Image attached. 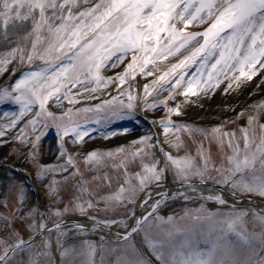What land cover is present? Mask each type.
I'll return each instance as SVG.
<instances>
[{"label": "snow or ice", "instance_id": "6c2138e0", "mask_svg": "<svg viewBox=\"0 0 264 264\" xmlns=\"http://www.w3.org/2000/svg\"><path fill=\"white\" fill-rule=\"evenodd\" d=\"M0 37L7 47L0 56L4 73L27 66L0 88V104L18 109L3 114L0 147L14 146V154L32 160L42 183L60 177L48 192L62 205L41 212L25 187L14 184L13 211L0 223V264H264V213L205 207L228 205L225 191L234 200L238 193L264 197V104L252 106L239 134L228 125L244 113L211 128L172 119L189 97L264 76V0H0ZM177 55L182 58L156 75L158 61ZM120 65L115 78L103 74ZM137 71L155 76L142 96L129 83ZM181 96L175 108L168 105ZM88 100L96 103L77 107ZM50 102L64 111H49ZM137 110L165 111L151 122L163 141L150 132L114 151L88 149L82 169L66 145L78 147L91 126L133 119ZM49 126L57 133L58 162L41 165L36 157ZM186 140L197 145L195 154ZM109 166L112 174L92 175L106 185L94 190L85 173ZM209 182L218 191L205 195ZM62 186L72 190L66 203L59 199ZM177 201L184 202L181 214H162ZM190 202L199 206L189 208ZM2 206L10 207L7 199ZM65 217L81 219L69 224ZM89 235L99 243L81 239Z\"/></svg>", "mask_w": 264, "mask_h": 264}, {"label": "rangeland", "instance_id": "374dc122", "mask_svg": "<svg viewBox=\"0 0 264 264\" xmlns=\"http://www.w3.org/2000/svg\"><path fill=\"white\" fill-rule=\"evenodd\" d=\"M5 51H7V47H6V44L3 40V45L0 48V56H2ZM187 54H188L187 52L183 53V55H187ZM181 58H182V55H177V57L170 58L167 61H163V60L158 61L157 63L159 65V71L156 72V75H160L163 72L167 71L169 68H167L166 66L169 65L171 63V61H173V63H176ZM10 67H12V66H10ZM14 67H15L14 72L9 71L7 73H4L3 68L0 67V79H2L3 82H5L6 80H9V79H12L15 83V80H16L15 78L18 75L20 76L22 71L27 70L26 65H20L19 63L14 65ZM149 67H151V66H149ZM120 69H121V65L116 67V68H109L103 74L107 77L115 78L117 73H121ZM19 76L17 79H19ZM137 76L143 77L144 84L145 83L151 84L152 80L155 79V76L148 77V76L142 75L141 73H139V71H137V73H136V77ZM3 82H1V85L3 84ZM129 83L132 85L134 90L139 85L140 86V87H138L139 93L141 96L143 95V86H144L143 83L137 84L136 80H133L131 78H129ZM4 86L5 85L3 84V87ZM219 86H222V87L224 86V88H225V87H227V82L221 83ZM125 88H127V85H125ZM228 91H231V89H229ZM228 91L226 93L227 95L225 94L226 96L229 95ZM215 92L218 93L217 88L215 89V91H212L209 94H207V100L209 101L208 104L206 105L205 101L202 100L203 101L202 106H201L202 108H198L195 110H193L194 109L193 107L192 108L190 106L187 107V105H186L190 101V99L192 101L195 100V97H189V101H185L183 104H181L182 115L179 117L174 116V117H172V119L176 123L188 124L192 127H195L198 125V126H201L202 128H211L213 126L218 125L222 119L220 121H216L217 119H214L211 122L209 121L210 119H208L207 121L205 119H203V121L201 122L200 118H198L200 116L199 112L200 111H211V110H213L218 115L220 114L223 117V116H226L227 114L229 115L230 112H232L236 108L235 106H241V104L240 103H234L231 100V97L230 98L228 97L226 99V101H222V99L219 98L218 102H215V100L213 99V95H215ZM112 95H117V92L114 90L112 92ZM167 95H168L167 91H164V92L160 93L156 97V99L158 101L165 100ZM204 95L206 96V94H201L197 98L201 99ZM125 99H126V97H125ZM184 99L185 98L182 96L178 97L175 102L168 101V105L170 107L175 108L176 103H179L180 101H184ZM94 103H96V101L88 100V101L82 103L81 105H77V107L87 106V105H91ZM63 104L65 105V107H71L70 105L67 104L66 100L63 101ZM221 104H223V105L220 106ZM228 104H230V105L228 106ZM52 105H53L52 112L54 114L60 115L64 111V109L57 108L54 106V104H52ZM244 105L245 106H242V111H240V113H244L245 121L243 123H247V114L249 111H252L253 109L250 105H246V104H244ZM227 106L230 107L229 110H228ZM48 107H50V106L48 105ZM0 108H1V111L5 110L9 113H13V112L18 110L17 107L11 103L0 104ZM5 111L2 112V116L0 115V121L3 123L5 122V119H6L3 114L7 113ZM138 111L140 113H142L143 115H148L150 118L157 120V121L165 115L164 110L155 111V112H153V111L145 112V111H141V110H138ZM240 118H242V116ZM204 122H206L208 124L209 123H212V124H210V126H205ZM261 122L264 123V121H261ZM3 123H0V124H3ZM48 123H49V125H51V121H49ZM131 124H135V125H137V127H139V125L136 124V122H135V118L130 119V120L129 119L118 120V121L111 123L110 125L105 126L102 129L99 128L98 126H91L94 129V131H92L90 138H86V143L81 144L77 147V146H74L73 144H71V142H69L66 145V148L76 157L77 161L79 162L80 167L82 169H84L85 166L83 164L82 158L84 155H86V150L94 149L97 151H108V150L114 151L116 148L121 147V146H130L131 142L135 139L128 138V137L131 135V133L134 134V132L132 131V129L130 127H128L127 132H125L123 128L121 129V127L131 126ZM228 127L237 131V133L239 134V129H240V127H242V125L240 124V121L238 119L235 123L229 124ZM253 127L257 128V133H258L259 132L258 127L256 125H253ZM45 131H46V135H44L42 137V140H41L40 146H39V152L37 154L36 160L41 165H54L58 162V155H59V152H58L59 145H58L57 133H56L55 128L51 127V126H49L47 129H45ZM113 133H116V135H113ZM52 134L54 135V137H51ZM127 134H129L128 137H127ZM107 135H109V136H107ZM142 136H144V134H142ZM105 137H107V138H105ZM162 138H163V136H162ZM90 139L92 142L88 143V141ZM204 143H205V147H207L208 146L207 142L205 141ZM186 147H187V150L189 152H191L192 154H195L196 147H197V145L195 143L186 140ZM80 149H83V151H81ZM0 152L2 153L0 155V168H3L4 165H7V166L8 165L17 166L19 164L26 165L27 167L31 168L34 171V174H35L34 179L37 181L39 188L42 190L48 191V184L51 183L52 179H60V177H58V176H50L47 183H42L41 181H39L36 178V167H35V164L33 163V161L32 160H25V158L18 153L14 154L15 153L14 146L0 147ZM213 153L215 154V147L214 146H213ZM105 171H107L109 174L113 173L111 166H109L107 169H103V168L102 169H96L91 173H88V172L85 173L86 179H88V181L91 183V186L94 190L100 191L102 188H105L106 185H103L101 183V181L92 182V180H91L92 175L100 176ZM8 175H9L8 169L3 171V172H0V177L1 176L7 177V179H8L9 178ZM12 179H14V180H12ZM14 184L15 185H21L20 182L17 181V179H15L11 176H10L9 181H7V182H3L0 178V223H2L5 214H10L13 211V209L11 207V205L13 203L12 199H11V188ZM71 191L72 190H71L70 186H62L60 188L59 199L63 200L66 203L71 196ZM241 195L250 196L247 194H241ZM252 197L264 198V197H259V196H252ZM5 199H7L8 204L10 205L9 208H5L2 206ZM52 202H53V200H52ZM206 205L208 208H210L212 210L219 208L223 212V209H225L221 205H216L213 202H207L205 204V206ZM58 206H62V205H57L54 203V208H56ZM187 206L189 208H192V207H198L199 204L197 202H190ZM183 208H184V202L183 201L170 202V207L167 209H164L162 214H165V215H170L173 213L181 214L183 212ZM249 229L253 230V228L251 229V227H249ZM0 231H2V227H0ZM257 231H258V229H257Z\"/></svg>", "mask_w": 264, "mask_h": 264}, {"label": "bare ground", "instance_id": "6f19581e", "mask_svg": "<svg viewBox=\"0 0 264 264\" xmlns=\"http://www.w3.org/2000/svg\"><path fill=\"white\" fill-rule=\"evenodd\" d=\"M3 45V38L0 37V48L2 47ZM173 63V61H171V63L169 65H167L166 67L167 68H170L171 64ZM248 82V83H247ZM246 84H249V86L247 87ZM253 84V85H252ZM254 85H257L259 86V89H253L254 88ZM261 90V91H260ZM264 79H262L259 74H257L256 77L253 78L252 81H245L243 82L242 84H240L239 86H237V84L233 83V87L231 88V91H228L229 95L226 96V97H231V100L234 102V103H241L245 100L248 99L249 97V102H253L252 104H255L256 102L264 99ZM262 94L260 95L259 93ZM209 93V92H208ZM203 98V99H202ZM201 99L200 98H197L195 97V100H191L190 99V102H188L186 105L187 107H193L195 109H198V108H202V103L203 101L202 100H206L207 97L204 95ZM216 96L214 95V100H215ZM217 102V101H216ZM230 102V101H229ZM205 104L207 105L208 102H205ZM248 104V102H247ZM230 105V104H228ZM205 107V106H204ZM8 113V112H7ZM11 114V113H9ZM199 115L203 118V119H214V118H219L220 116L213 110L211 111H200L199 112ZM153 125V124H152ZM154 127V125H153ZM109 136V135H107ZM129 136V134H127V137ZM131 137H134L132 134L128 137V138H131ZM89 142H92L91 139L88 141ZM87 143V144H88ZM20 171V170H18ZM201 191L204 192L205 195H208V194H212L214 191H210V190H205V189H201ZM34 199H37V205H43L41 200L34 197ZM228 199V198H227ZM231 201L228 199V203H230ZM44 206H42L41 209H43ZM78 220V219H76ZM111 236V235H110ZM54 245V243H53Z\"/></svg>", "mask_w": 264, "mask_h": 264}]
</instances>
